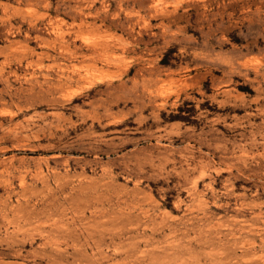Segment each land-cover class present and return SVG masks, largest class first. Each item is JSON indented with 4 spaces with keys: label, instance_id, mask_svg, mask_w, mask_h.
<instances>
[{
    "label": "rangeland",
    "instance_id": "obj_1",
    "mask_svg": "<svg viewBox=\"0 0 264 264\" xmlns=\"http://www.w3.org/2000/svg\"><path fill=\"white\" fill-rule=\"evenodd\" d=\"M0 264H264V0H0Z\"/></svg>",
    "mask_w": 264,
    "mask_h": 264
}]
</instances>
